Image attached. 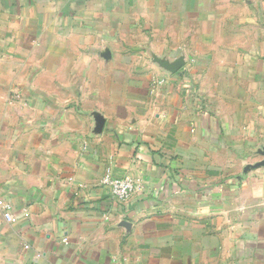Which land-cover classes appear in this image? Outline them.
I'll return each mask as SVG.
<instances>
[{"label": "crops", "instance_id": "0c3cea01", "mask_svg": "<svg viewBox=\"0 0 264 264\" xmlns=\"http://www.w3.org/2000/svg\"><path fill=\"white\" fill-rule=\"evenodd\" d=\"M0 198V264H264V0H0Z\"/></svg>", "mask_w": 264, "mask_h": 264}, {"label": "built area", "instance_id": "2783aa9c", "mask_svg": "<svg viewBox=\"0 0 264 264\" xmlns=\"http://www.w3.org/2000/svg\"><path fill=\"white\" fill-rule=\"evenodd\" d=\"M101 183L109 188L111 195L120 201L128 200L136 191V182L129 177L113 176L105 173ZM11 205L6 200L0 198V211L8 221H13L14 217L10 214Z\"/></svg>", "mask_w": 264, "mask_h": 264}]
</instances>
